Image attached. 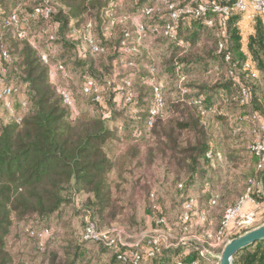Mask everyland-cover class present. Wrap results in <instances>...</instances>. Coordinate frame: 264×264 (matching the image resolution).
Segmentation results:
<instances>
[{"label":"trees","instance_id":"trees-1","mask_svg":"<svg viewBox=\"0 0 264 264\" xmlns=\"http://www.w3.org/2000/svg\"><path fill=\"white\" fill-rule=\"evenodd\" d=\"M114 1L46 0L53 8L51 23L57 31L53 41L46 37L45 42L60 53L53 59L55 61L53 57L49 60L62 63L69 72V80L73 74L82 72L81 85L89 78L98 87L106 84L112 90L114 87L108 79L116 66L136 65L131 68L138 70L134 86L131 85L134 96L130 103L138 110L135 119L126 117L127 107L116 110L111 104L106 115L100 110L104 108L103 102L93 101L92 96L83 94L82 90L83 96L100 107L94 105L95 109L73 116L71 108L63 103L50 83L48 66L27 41L10 39L8 49L4 48L9 62L14 58L10 78L26 86L27 97L26 113L20 121L0 124V264H25L14 252L24 236L34 242L42 260L49 264H99V260L103 264H132L121 261L118 256L135 252L137 248L96 243L102 249L94 252L87 248L93 242L85 240L83 234L77 236L72 230L65 233L68 241L59 252L48 251L56 242L57 234L41 225L56 216L58 224L66 229L67 224L60 219L65 208L77 199L81 210L76 213L88 214L96 230H99L97 222L109 220L111 223L118 215L132 212L140 201L150 208L153 203L160 204L151 210L159 213L157 220L165 218L162 207L165 201L173 204L179 201L183 213L185 204L192 200L191 193L196 192L198 198L191 211V220L201 213L196 204L206 210L222 212L219 230L225 212L246 194L249 181L254 180L255 175L264 176V170L255 174L257 158L245 149L248 141L241 134L248 131L253 135L257 127L253 117H264V86L258 84L259 74H264V14L255 15L252 31L244 44L239 23L245 17L236 10L231 11L226 23V37L221 35L220 17L209 13L197 19L189 15L180 17L176 39L171 40L162 34L168 22L166 5L156 0H132L133 10L137 8L138 17H143L140 23L146 34L154 39L152 46L165 47L159 67L163 71L160 85L163 108L149 127L153 92L150 100L143 85L148 75L144 61L148 51H143V55H138V49L136 53H123V42L129 47L136 46L132 35L124 38L125 33L133 29L121 28L115 40L104 43L94 40L100 49L97 53L77 44V39L71 37L73 28L80 27L83 22H91L93 29L99 28L101 11ZM168 1L177 7H195L198 3V0ZM215 1L230 7L235 3V0ZM16 2L0 0L2 24L10 17L8 10ZM147 7H154L148 17L142 12ZM26 17L35 21L29 14ZM36 21L43 22L42 19ZM179 40L182 46L178 45ZM221 43L222 51L219 50ZM227 54L230 56L228 62L225 60ZM246 54L257 71L255 79L242 70L248 59ZM151 66L152 61L148 59L147 72ZM177 66L181 68L180 73L176 71ZM180 75L185 77L181 84ZM6 78L5 75L4 81L8 84ZM244 88L248 91L246 99L242 95ZM218 152L224 154L226 162L219 167L216 165ZM207 153L211 158H207ZM250 195L257 197L255 189ZM84 196L86 198L82 199ZM263 222L264 217L255 221L253 227ZM187 247L193 251L185 257L176 256V264L193 261L207 264L208 256L200 257L197 248L190 244ZM145 248L140 249L143 254ZM104 251L111 257L103 259ZM159 257L161 255L152 260ZM234 264H264V240L238 252Z\"/></svg>","mask_w":264,"mask_h":264},{"label":"rangeland","instance_id":"rangeland-1","mask_svg":"<svg viewBox=\"0 0 264 264\" xmlns=\"http://www.w3.org/2000/svg\"><path fill=\"white\" fill-rule=\"evenodd\" d=\"M48 1V0H47ZM14 3V2H13ZM48 3L46 0H17L16 5L13 4L9 8L8 14H16L19 16L21 20V28L25 29L28 33L27 39H19L16 36V29H0V48H7L8 49V42L10 39L14 40H25L27 43L38 52L39 56L40 54H44L49 56L48 58H51L52 61H55L53 59H57L58 55H60L59 52L53 49V46L49 42H45L47 35L49 34H55L56 35V27L54 23H46V22H39V21H30L28 17H26L27 14L31 13V10L37 5H42ZM49 4V3H48ZM15 5V6H14ZM160 6V5H159ZM158 6V7H159ZM134 5L132 0H116L114 3L109 4L108 6H105L103 10L101 11L102 17L101 21L102 24L99 26V28H94L91 22H87L85 24H80V27H74L71 31V37L73 39H77L75 42L83 47L87 46L86 40L87 37H89L92 41L97 40V42L104 43L106 41L115 40L117 39L118 31L123 27H129L133 29L131 32L133 37V43L137 41V35L135 33V28L140 21L143 20V17H138L137 12L139 10H133ZM135 11V12H133ZM137 11V12H136ZM31 19V18H30ZM33 20V19H32ZM90 25V26H88ZM40 34V35H39ZM39 35V36H38ZM68 40V38H67ZM154 42L153 37H150L147 35L146 38L140 39L136 45L138 48V55L142 54L143 51L147 54L145 61L146 64V73L148 75L145 76L143 79L146 80V83H143L145 85V94L148 96L150 100H152V92L154 97V88L162 86L161 81L163 79L161 78L163 75L162 69L159 67L162 65V51H158L151 53L149 51L152 43ZM81 46V47H82ZM165 48V47H163ZM164 51V50H163ZM124 55H128L127 52H123ZM136 53V52H135ZM148 59H151L152 65H155V70L153 75H151L150 72H147L148 70ZM59 60V59H58ZM65 61L63 58H60V61ZM14 58L11 62H3L0 60V65L5 68V75H6V82L8 84L13 85L17 89V93L12 96L9 99L10 107H7L4 103L0 104V124H6L10 122L18 121L24 114L26 113V108L23 107V103L26 101V86L23 84L15 83L10 78L9 71L12 67ZM72 61V60H71ZM74 61V60H73ZM55 64V63H53ZM68 68L71 67L70 65H67ZM136 66V65H135ZM134 66V67H135ZM134 67H120L116 66V68L113 71V74L111 78L108 79V82L110 85H113L114 89H109L106 84L100 85L101 86V101L103 102L102 107L95 104L89 97H85L81 93V87H82V77L84 76L81 71L79 73L73 74V77L71 80H63L59 77V75H56L54 77V80H50V83L55 87V89L58 88H65L68 91H70L71 96L74 100V105L70 109L72 115L74 116L76 113H81L85 111H90L92 108H94V105L96 107H100L101 111H104L107 115L110 109L109 104L112 106L115 105V109L118 110V108H126V117H130V119H135L138 113V110L135 106H131L130 103L133 101L134 92L131 88V85H133V81L135 80V77L137 76L136 73L138 68L135 70H132L131 68ZM159 68V69H158ZM49 73V68H48ZM145 73V74H146ZM49 76V74H48ZM130 78V79H127ZM142 81V80H141ZM125 82H130V87L126 88ZM259 87L264 86V74H259L258 79ZM134 86V85H133ZM161 89V87H160ZM139 92V91H138ZM106 102L107 105L104 103ZM95 109V108H94ZM98 109V108H97ZM260 119L264 121L263 115L260 116ZM148 123V122H147ZM242 135H245L247 138V145L245 149L249 151V145L255 140V132L253 131V135H251L248 131L241 133ZM241 171H245V168L240 167ZM238 174V173H237ZM162 198H165L164 190L162 188L159 189ZM190 196L194 201L197 200L198 194L196 192L191 193ZM86 197L84 196L85 199ZM79 200H75V203L73 205H69L65 208V211L62 215V219H60V222L67 224V228L60 226L58 224V220L56 219V216H53L51 220H49L48 223H44L41 226L51 229L52 231L56 232V242L52 243L48 251L56 250L59 252V249L61 246L66 245V241L68 239L65 236L66 232L73 231L76 232L77 236L81 237L83 234L84 238V229L87 227L88 224H93L90 221V216L86 213H76L77 210H81ZM153 206H148L146 202L140 201L137 203V206L135 209L130 212L126 213L125 215L121 214L118 215V217L115 218L111 223L109 220L106 222H97L99 226V230L102 233H106L108 235V241H115L117 244V247H121V245H125L127 247H121V248H137L139 245V249H143V247L146 246V241L152 238H160L164 235L163 228L165 226L156 225V217L159 215L157 211L153 212L151 210L156 209L160 206V204L153 203ZM164 209V217L166 219L167 228H170V234L171 238L167 239V243H171L173 245L176 244V242L180 239H186L187 244L183 247H177L173 249H162L161 257H159L156 260L151 261H145L142 264H176V256L179 257H185L189 252L193 251L190 247H187V245L190 244L191 247L197 248L198 251L200 250H206L208 252L209 261L207 264H219L218 261L213 258L214 256L218 255L221 250L223 249L224 245L230 241L233 238L238 237L239 235L243 234L242 231L253 227L254 223L246 226H235V224L231 227V229L225 234L223 239V244L219 247L216 246V240H215V233L218 231V225L222 218L223 213L219 211H211L206 210L205 208L201 207L200 205L196 204V209L198 211H201L205 214L204 221H201L199 217L196 215L195 218L192 221V226L186 231L182 232L181 228V216H182V210L180 208V202L177 201L175 204L173 202L167 200L162 205ZM89 222L85 227V223ZM262 224V223H260ZM259 224V225H260ZM257 225V226H259ZM256 226V227H257ZM31 227V225H30ZM35 227V226H34ZM255 228V227H253ZM251 228V229H253ZM26 228H23V230ZM249 229V230H251ZM93 243H89L87 245L88 250H94V252H101V245H97L96 243H103V241L95 242L91 241ZM177 251H176V250ZM173 250V251H172ZM15 253H18L20 255L19 260L24 261L25 264H49V261H43L42 256L39 254V252L34 247V242L32 240H29L26 236L22 237V242L17 244L16 249L14 250ZM105 252V251H104ZM103 254V259H107L108 257H111V254L108 252H105ZM108 255V256H107ZM93 256V255H92ZM93 263V262H90ZM99 264H103L102 260L98 262Z\"/></svg>","mask_w":264,"mask_h":264},{"label":"built area","instance_id":"built-area-1","mask_svg":"<svg viewBox=\"0 0 264 264\" xmlns=\"http://www.w3.org/2000/svg\"><path fill=\"white\" fill-rule=\"evenodd\" d=\"M135 1V0H134ZM159 3L165 4L168 10V22L164 26V30L162 34L169 39H176V32L178 26V20L182 16L189 15L193 18H201L209 13L216 14L220 17V23L222 25L221 35L226 37V23L230 16L231 11L236 10L244 14L246 21L253 23L254 17L257 14H264V0H235V3L232 7L228 5H222L215 0H198V3L195 7H177L175 3L169 2L168 0H156ZM144 16H150L154 12V7H147L142 10ZM53 14V8L50 4L45 3L35 7L29 17L33 20L42 19L46 23H50L51 17ZM90 26V25H88ZM0 28L4 29H16V36L19 39H27L28 33L25 29L21 28V21L16 14H11L10 17L2 24L0 22ZM135 33L137 35V41L135 42L138 45V41L140 39L146 38L147 34L145 32L144 26L142 23H138L135 28ZM131 37L130 32H126L124 35L125 39H129ZM48 40L51 42L54 40V35H47ZM86 43L87 46L90 47L92 52L97 53L100 51L99 47L89 38L87 37ZM178 45L182 46L183 42L181 40L178 41ZM122 46H125V52L128 54H132L137 52V46L129 47L125 42L122 43ZM219 50H223V44L219 45ZM247 55V54H246ZM248 59L243 64L242 70L250 73L252 79L257 78L258 74L255 70V67L252 61L249 59L250 57L247 55ZM41 61L48 66L49 68V79L54 80L56 75L63 80H69L70 75L67 71L66 67L58 62L51 63L47 55L40 54ZM230 59L229 54L226 55L225 60L228 62ZM0 60L3 62H9L10 58L5 49L0 48ZM129 66H133V63H130ZM177 73H180V66L176 67ZM5 68L0 65V102H3L7 107H10L9 99L17 93V89L11 85L6 84L4 81L5 76ZM155 72L154 69L150 70L151 75ZM185 81L184 75H180L179 83H183ZM126 87H130V82H125ZM82 93L85 95L92 96L93 101L100 102L101 101V88L97 86V84L89 78H86L82 85ZM58 94L60 95L63 103L72 108L73 107V98L71 96L70 91L65 88H58ZM242 95L246 99L248 96V91L244 88L242 89ZM197 103H199L197 101ZM23 107H26V103L22 104ZM163 108V101L160 93V87L154 88V97L152 105L149 109V118L147 125L150 127L154 119L160 115L161 110ZM254 120L257 121V127L254 130L255 132V140L249 145V151L252 155L257 158L256 171L260 172L264 170V124H261L260 117L254 116ZM20 119L18 120V122ZM207 158H211L210 153H207ZM255 182L254 180L249 181L248 188L246 194L239 200V202L232 208H229L223 217L220 229L215 233L216 246L219 247L223 244V239L225 234L231 229V227L235 224V226H246L255 222V211L250 213H244L243 208L247 203L253 204L255 206H260L261 201L258 197H251V192L254 189ZM194 200H190L185 204L184 211L181 216V230L182 232H186L192 226V214L191 211L194 207ZM212 204L214 201L211 202ZM197 216L201 221H204L205 214L198 213ZM156 225L165 226L163 228L164 235L160 238H152L146 241V248L144 249V254L139 249V245L137 246V250L135 252L124 253L123 255H119L118 258L123 262L130 261L132 264H140L142 261H148L155 258L157 255H161L162 249H173L177 247H183L187 244L186 239L180 238L175 245L171 243H167V239L171 238L170 228H167V223L165 218H158L156 220ZM47 231L44 232V235H47ZM84 239L89 241L106 243L109 246L117 247L115 241H108V235L106 233H102L96 230L93 224H88L84 230ZM121 247H127L125 245H121ZM200 257L208 256V252L206 250L198 251ZM177 264H181L178 262ZM190 264H199V261H193Z\"/></svg>","mask_w":264,"mask_h":264},{"label":"crops","instance_id":"crops-1","mask_svg":"<svg viewBox=\"0 0 264 264\" xmlns=\"http://www.w3.org/2000/svg\"><path fill=\"white\" fill-rule=\"evenodd\" d=\"M239 28H240V31H241V36H242V40H243V44L246 42V36L252 31V25L251 23H249L248 21H246V19L242 22L239 23ZM164 46L161 45V44H158V45H154L150 47L149 50L153 51V52H158V51H163ZM244 46H243V50H244ZM152 52V53H153ZM248 55V54H247ZM156 65V64H155ZM155 65L153 64V66H151V69H156L155 68ZM157 66V65H156ZM150 69V70H151ZM159 69V68H158ZM150 72V71H149ZM156 72V70H155ZM180 84V83H179ZM180 87V86H179ZM183 95V94H181ZM180 95V96H181ZM261 124H264V121L260 120ZM217 162H216V165L219 167V166H222L224 165L226 162H225V157H224V154L222 152H218L217 154ZM259 172L255 171V174H257ZM254 182H255V186H254V189L257 193V197L262 200L261 202V205L260 206H255L253 204H250V203H247L244 208H243V212L244 213H250L252 211H255V221H258L260 219H263L264 217V176L263 177H258V175H255L254 177ZM264 223V222H263Z\"/></svg>","mask_w":264,"mask_h":264},{"label":"water","instance_id":"water-1","mask_svg":"<svg viewBox=\"0 0 264 264\" xmlns=\"http://www.w3.org/2000/svg\"><path fill=\"white\" fill-rule=\"evenodd\" d=\"M262 240H264V223L228 241L221 252L213 258L219 264H234V257L238 252Z\"/></svg>","mask_w":264,"mask_h":264}]
</instances>
